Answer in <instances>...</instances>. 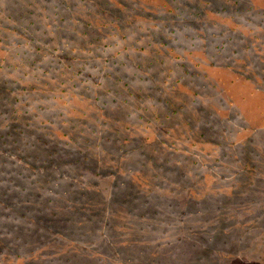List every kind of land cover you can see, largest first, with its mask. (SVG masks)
Returning <instances> with one entry per match:
<instances>
[{"label":"rangeland","instance_id":"obj_1","mask_svg":"<svg viewBox=\"0 0 264 264\" xmlns=\"http://www.w3.org/2000/svg\"><path fill=\"white\" fill-rule=\"evenodd\" d=\"M34 1L36 40L0 46L48 71L16 91L31 133L0 165V264H264V0ZM28 3L0 0V21ZM99 11L120 36L88 26ZM65 53L81 72L62 84Z\"/></svg>","mask_w":264,"mask_h":264},{"label":"trees","instance_id":"obj_2","mask_svg":"<svg viewBox=\"0 0 264 264\" xmlns=\"http://www.w3.org/2000/svg\"><path fill=\"white\" fill-rule=\"evenodd\" d=\"M30 3H28V5H26L21 13H17L15 16L14 15H9L6 18L10 21H12V23L14 24V27L11 29L10 27H6L4 26V22L0 21V46L1 44H5L12 42V39L14 38L15 41H25L26 45L33 43L36 40V37H34L33 35V27L36 25L34 21H28L31 20L29 18V16H34L36 15V4L34 0H29ZM2 4V3H1ZM238 4V3H237ZM87 4H85L84 8L86 7ZM105 5H101L102 10L103 8H105ZM107 12H109V10H107ZM103 12L96 13L95 15H89L88 17H90V21L88 23L89 27H94V24L92 23L95 22L97 23L99 27H109V31L110 34H108V36H120V32L121 29L120 28H115L112 27L111 25L115 24L116 21H107L104 19L103 17ZM56 16H58V13L55 14ZM70 15V13H69ZM38 16H42V12L38 13ZM55 17V16H54ZM5 20V19H4ZM50 20H52L54 22V18L50 17ZM56 17H55V21H56ZM70 21H72L71 17H63V18H59V22L62 24H67V23H71ZM62 24L60 25L62 27ZM74 24V23H71ZM71 24H69V26H72ZM111 24V25H110ZM67 26V27H69ZM25 29V30H23ZM27 30V31H26ZM117 30V31H116ZM15 32H22V34L20 35V37L18 35H16V37L13 36V34ZM18 48H21L20 43L17 44ZM24 48L22 47L21 50H23ZM43 50H41V52H39L38 54H36V51L32 48V50H28L25 49L23 51H17L14 55H12L10 53L9 50L5 49L4 47H0V91H2L3 93H0V101L3 102L5 100L8 99L7 97H4L5 95L9 94V99H8V103L6 106H10V110L12 113V123L11 126H5L2 127L0 126V145H2L1 148H5L3 150L0 151V165H2L4 167L5 164H7L9 162L10 159L14 158L13 155L15 154V152L21 150L20 146H18L17 142L18 140L16 139V134L19 135H25V133H31V131L28 130H24L23 129V121H24V114L28 113V111H23L22 107H23V102H24V97H23V93L17 92L16 91H27L30 87L32 89V91H34V89H36V86H34L32 83H36V82H40L41 78H44L46 73L43 74L42 76H39L38 73H35L32 78L29 79V75L31 74V71H26L25 69H27L28 67H33L36 65V62H41ZM36 54L35 58L33 59V56ZM60 57L62 59V61H59L60 63H58V65L60 66V68L62 69V72L59 73V78H62V84H66L68 83L67 81H73L75 79V77L81 72V70L76 66V57H74L73 55H71L70 53H65L62 54ZM58 61V60H57ZM7 69H12V71H10L9 73L6 72ZM36 69V68H35ZM79 69V70H78ZM24 73V75H22ZM22 75V76H21ZM18 76V77H16ZM27 76V79H26ZM55 79V78H54ZM49 82L52 81H48L47 84L45 86H51ZM25 84V85H23ZM18 87V88H15ZM15 88V89H14ZM130 89H128L129 91ZM46 91V90H45ZM43 91V92H45ZM112 91H109L108 93H111ZM27 93V92H26ZM11 96V98H10ZM99 96L97 98H95L93 101L96 102L99 100ZM75 97L71 98V101H68L69 103H65V104H70V103H74L72 100H74ZM80 103H82V101H79ZM77 104V103H75ZM29 106V104H28ZM93 108V104H89L87 105V111H91ZM47 110L46 108H43ZM68 109H71V105L69 106ZM87 112H85L83 105H76V107L72 108L71 111H69L67 114H61V117H66L68 116L61 124L59 127V133L58 136L66 139L67 143L70 144V142L72 143H76L77 141L74 139V137H72L70 135V133L66 130V126L70 127L72 126L73 121H75L76 119H80V120H84L85 117H87ZM46 122V121H45ZM42 123V125H44V123ZM50 122V121H48ZM106 121L101 123L102 125H105ZM6 129V132H4L3 130ZM92 133H89L91 136L96 135V133L98 134L100 131H96L91 129ZM83 133H85V130L83 131ZM55 137L57 134H55V132L52 133ZM82 133L80 132V135ZM32 136V135H30ZM83 137V134H82ZM204 136H201V138H203ZM12 138H14L15 141L12 140ZM25 139V138H24ZM7 140H8V145H7ZM84 140L87 144V146H92L95 148H100L101 144L100 143H96L94 144L91 139L90 136L88 134H86L84 136ZM17 141V142H16ZM28 143V142H26ZM22 151V150H21ZM24 152V151H23ZM28 158H31L32 160L35 161V163H42L39 161V159L33 157L32 154H27ZM39 161V162H38ZM43 164H45V166H51V161L50 158H47L45 160V162H43ZM2 171H5V169H1ZM0 246L5 248L7 247L4 242L1 240L0 241Z\"/></svg>","mask_w":264,"mask_h":264}]
</instances>
